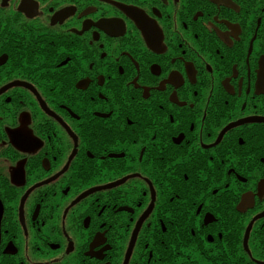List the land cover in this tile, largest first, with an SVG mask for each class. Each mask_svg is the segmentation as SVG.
<instances>
[{
  "label": "flooded vegetation",
  "instance_id": "1",
  "mask_svg": "<svg viewBox=\"0 0 264 264\" xmlns=\"http://www.w3.org/2000/svg\"><path fill=\"white\" fill-rule=\"evenodd\" d=\"M0 264H264V0H0Z\"/></svg>",
  "mask_w": 264,
  "mask_h": 264
}]
</instances>
